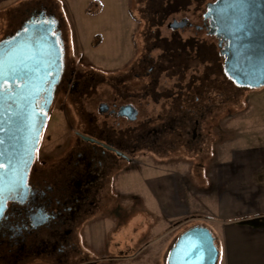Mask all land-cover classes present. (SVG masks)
<instances>
[{
    "label": "rangeland",
    "instance_id": "rangeland-1",
    "mask_svg": "<svg viewBox=\"0 0 264 264\" xmlns=\"http://www.w3.org/2000/svg\"><path fill=\"white\" fill-rule=\"evenodd\" d=\"M40 1L56 7L55 12L62 18V58L65 65L87 76L88 82H94L96 86L94 92L90 91V95L83 98V109L71 94L57 92L40 136L36 152L39 161L44 159L46 164H50L61 156L69 146L72 130H81L83 121L90 117L88 114H94L98 120L103 119L97 110L102 96L118 95L122 102L135 103L138 109L135 121L139 131L160 124L166 114L174 113L170 114V129L155 141V152L146 146L148 139L138 134V149L133 161L122 164V169L111 179L110 189L116 192L115 198L78 225L74 241L80 253L73 254L66 264L96 258L101 260L96 264H166L170 246H164L163 239L168 237L174 241L182 230L195 224V220L191 217L165 220L162 216L157 217L152 210L154 207L151 206L144 179L148 173L163 166L147 164L151 158L161 163L168 155L177 159L184 157L191 162L197 159L195 156L213 141L209 132L210 129L217 130V120L219 127L223 128L233 118L235 130H239L246 102L259 98L260 109V104L264 103V86H237L224 72L223 58L218 55L214 59L207 53L206 47L214 46L217 52L218 49L216 39L205 30L195 31L193 27L180 30L182 40L193 36L202 40L200 43L203 45L197 53L195 49L187 48L182 55L171 57L164 48L165 44L153 41L154 36L149 35L147 30L152 27L149 22L151 10L159 9L157 3L159 5L161 0H154L153 5H149L152 0H9L5 5L6 11L2 13L0 40L14 33L27 7H34ZM207 1L214 0H178L180 8L176 9L174 16L177 19L185 16L199 23ZM155 17L153 13L152 18ZM160 32L167 38L172 34L165 25L160 27ZM153 45L155 47L149 50ZM148 55L155 65L149 74L145 68L150 63L142 62L144 57L149 58ZM194 95L198 97L195 104L204 113L196 116L199 126L197 135L192 137L193 119L180 120L182 126H175L173 119L178 124L181 116V112L177 113L178 101L184 98L190 100ZM261 111L258 110L259 130L264 128V108ZM178 167L181 166H169ZM198 167L187 166L190 172L182 178L190 192L197 191L192 171ZM136 170L139 172L136 173ZM28 264L50 263L36 260Z\"/></svg>",
    "mask_w": 264,
    "mask_h": 264
},
{
    "label": "flooded vegetation",
    "instance_id": "flooded-vegetation-1",
    "mask_svg": "<svg viewBox=\"0 0 264 264\" xmlns=\"http://www.w3.org/2000/svg\"><path fill=\"white\" fill-rule=\"evenodd\" d=\"M215 1L205 3L199 23H194L185 16L178 19L174 16L176 9L180 8L177 6L178 0L159 1V5L157 3L159 9L151 10L152 16L149 22L155 28L147 29L149 35L154 36L153 41L155 39L156 42L164 43V48L174 58L185 53L183 51L187 48L195 49V53H197L203 45L200 43L202 40L193 36L182 40L179 35L180 30L188 27H193L195 31L205 30L208 35L216 39L218 49L217 52L214 46L206 47L207 53L209 52L214 59L220 55L224 60L221 54L224 40L214 34L209 18L204 16L208 5ZM153 3L154 0L149 5H153ZM55 10L56 7L52 4L42 1L34 7H27L24 17L14 33L26 22L51 23L53 32L61 44L63 57L62 18ZM153 13L156 15L155 18H152ZM169 16L170 19H168ZM179 22L182 25L175 24ZM172 23L175 26L171 25ZM164 25L172 31L169 38L161 35L160 27ZM13 34L11 33L10 36ZM154 47L153 45L149 50ZM144 61L150 63L145 68V72L149 74L155 67L152 63L153 58L144 57L142 62ZM61 62V70L53 89L51 105L57 92H63L71 94L72 99L80 103L83 109V98L88 96L90 91L94 92L96 85L94 82L89 83L88 77L77 72L73 67L66 66L63 58H61ZM102 98L98 100L97 110L103 119L98 120L94 114H88L90 117L83 121L81 130H72L69 146L65 148L63 154L50 164H46L44 159L38 160L36 155L38 143L33 161L27 169V189L24 197L7 199L0 216V264H28V262L36 260L50 264L70 262V257L73 254L80 253L74 241L75 230L78 229V225H82L87 220L88 216L96 214L97 209L104 207L103 204L115 198L116 192L110 189L112 187L111 179L115 173L122 169V164L133 161L134 153L138 149V134L141 135L140 137L148 139L146 146L155 152L156 139L162 137L168 128L170 129L173 112H170L172 115L166 114L160 124L146 126V129L139 131L135 121L138 114L135 103L132 101L122 102L118 95H110L109 98L102 96ZM197 101L198 97L195 95L190 100L180 99L177 113L181 112V116L178 124L175 122V118L173 119L175 126H182L180 120L183 122V119L189 118L191 121L193 119V128L190 130L192 137L197 135L199 126L196 116H201L204 113L195 104ZM185 103H187V108ZM124 105L131 108L129 119H125L120 112ZM49 113L50 111L47 113V119ZM109 118L110 121H108ZM127 124L128 126H125ZM123 125L124 127H122ZM178 134L181 135V132ZM168 153L170 152L168 151ZM99 261L101 260L96 258L82 263L77 262V264H96Z\"/></svg>",
    "mask_w": 264,
    "mask_h": 264
},
{
    "label": "water",
    "instance_id": "water-1",
    "mask_svg": "<svg viewBox=\"0 0 264 264\" xmlns=\"http://www.w3.org/2000/svg\"><path fill=\"white\" fill-rule=\"evenodd\" d=\"M204 16L224 40L226 75L240 87L264 86V0H216ZM61 58L51 23L26 22L0 40V213L7 199L26 193L27 169L46 124ZM120 112L129 119L131 108L124 105ZM218 255L211 231L196 223L176 236L166 264H217Z\"/></svg>",
    "mask_w": 264,
    "mask_h": 264
},
{
    "label": "crops",
    "instance_id": "crops-1",
    "mask_svg": "<svg viewBox=\"0 0 264 264\" xmlns=\"http://www.w3.org/2000/svg\"><path fill=\"white\" fill-rule=\"evenodd\" d=\"M8 1L0 0V25ZM258 101L246 102L239 130L233 118L223 128L217 120V130L209 132L213 141L192 162L168 155L147 164L163 166L144 179L153 212L164 220L191 217L206 226L219 251L217 264H264V128L257 129L264 103L258 109ZM187 166H199L192 171L197 191H188L182 181ZM163 242L169 247L173 241Z\"/></svg>",
    "mask_w": 264,
    "mask_h": 264
},
{
    "label": "snow or ice",
    "instance_id": "snow-or-ice-1",
    "mask_svg": "<svg viewBox=\"0 0 264 264\" xmlns=\"http://www.w3.org/2000/svg\"><path fill=\"white\" fill-rule=\"evenodd\" d=\"M241 2H242V0H241ZM0 214H2V213H0Z\"/></svg>",
    "mask_w": 264,
    "mask_h": 264
}]
</instances>
